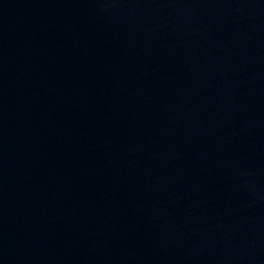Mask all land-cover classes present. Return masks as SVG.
<instances>
[{"label":"water","instance_id":"1","mask_svg":"<svg viewBox=\"0 0 264 264\" xmlns=\"http://www.w3.org/2000/svg\"><path fill=\"white\" fill-rule=\"evenodd\" d=\"M0 264H264V0H0Z\"/></svg>","mask_w":264,"mask_h":264}]
</instances>
